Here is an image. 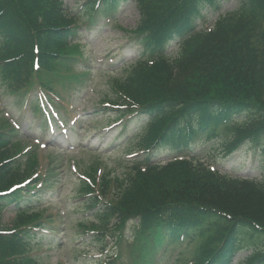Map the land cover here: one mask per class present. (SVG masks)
Listing matches in <instances>:
<instances>
[{
  "label": "trees",
  "instance_id": "1",
  "mask_svg": "<svg viewBox=\"0 0 264 264\" xmlns=\"http://www.w3.org/2000/svg\"><path fill=\"white\" fill-rule=\"evenodd\" d=\"M96 1L83 6L87 23L100 21L128 0H101L98 7ZM238 1L237 10L212 30L195 35L204 12L219 0H137L140 20L134 36L155 61L152 66L138 63L113 80L109 103L125 107L118 117L138 112L125 128L147 119L146 147L153 148L152 156L144 172L136 168L134 175L114 181L113 201L101 211L103 224L115 219L120 232L138 220L133 227L151 254L166 243H179L183 231L186 239H198L195 264H230L243 250L252 251L244 264H264V182L213 172L196 160L150 164L160 151H182L197 138L213 139L219 129L230 134L225 139L234 135L227 154L251 145L264 162V0ZM59 7L58 0H0V75L11 90L40 86L52 91L55 80L81 78L60 76L61 69L73 71L69 59L78 47L69 43L79 18L62 17ZM175 39L182 40L181 47L168 60L164 49ZM9 143L0 134V220L9 207L17 216L14 231L0 228V264H41L29 256L37 200L24 190L6 194L22 180ZM101 188L104 197L111 192L109 177Z\"/></svg>",
  "mask_w": 264,
  "mask_h": 264
},
{
  "label": "rangeland",
  "instance_id": "2",
  "mask_svg": "<svg viewBox=\"0 0 264 264\" xmlns=\"http://www.w3.org/2000/svg\"><path fill=\"white\" fill-rule=\"evenodd\" d=\"M83 0H63V5L67 10L75 9ZM237 7L236 0L220 2L219 9L221 12L233 11ZM207 24L204 26L205 30L208 27H213L215 18L218 16L217 12L207 13ZM113 19L116 23L103 27L99 32H95L88 39L84 38L85 46L84 49L87 52L89 60L90 72L88 73L86 82L83 83L82 87L76 91L71 89L60 90L63 96L74 94V105L76 106L77 112L88 113L87 118L84 121L77 122V129L70 130L67 132L65 137L60 138V142H56V147L44 148L39 153L40 164L44 165L48 155L53 156V160L58 163L60 167V177H63L62 186L55 195H52V202L48 209L53 208L62 210L65 214V222L63 223L59 236L57 237V244L46 247L44 244L47 241H42L43 250L46 253L42 256H46L48 264H58L59 261L64 260L66 264H98L97 258H100L101 245L95 240L94 236H84V234L77 231L76 219L85 218L84 210L72 209L76 201L74 199L76 195V188L78 186V176L73 173L72 166L77 165L78 171L82 173L94 168L93 165H97V160L101 163L100 167L104 170L107 166L108 169L117 168L120 171V166L114 163L116 158L122 154L125 147V142L119 143L118 147L120 150L113 149L114 132H105L110 126L114 117L107 115L102 111L98 104L103 100L112 99L113 96L110 90L111 81L115 78L125 76L126 70L134 64L138 59L139 50L135 47L125 45L127 42L125 29H134L138 20V12L135 3H130L123 6L116 14ZM125 45V47H124ZM175 47L173 44L172 48ZM171 48V49H172ZM110 57L115 58L118 63L114 68H108L106 63L104 65H98L100 58ZM77 68V67H75ZM113 69V70H112ZM78 70V69H77ZM109 70H112L111 72ZM110 72L109 74L106 72ZM112 79V80H110ZM60 96V93H59ZM31 100L35 97H30ZM29 105V104H28ZM0 106L2 110L8 113L9 117L15 122L20 128V137L24 141V147L32 145L34 138L44 139L45 143L53 142L52 136L47 137L45 134L40 133L37 130V126L33 124L30 126L28 120L30 118V110L27 107H23L22 103L14 99L11 93L6 87L0 83ZM26 108V109H25ZM100 110V111H98ZM30 129V130H29ZM80 134V135H79ZM225 134L220 130L219 139L212 142L201 141L202 146H198V149L194 151V155H200V158L205 159V163L216 167L222 173L231 174L233 177L240 179H253L256 181H264V172L262 168L259 169V164L256 162L257 159H252L248 156L249 160L245 162L247 155L246 147L244 145L231 156H226L221 150V145L218 144L220 140L225 138ZM69 138L67 142L64 138ZM125 141V140H124ZM72 144L73 148L69 149L68 144ZM117 143H115L116 146ZM220 149H219V148ZM113 150H117L114 151ZM90 151L92 154L88 153ZM47 152V153H46ZM167 155H162L161 159H166ZM207 157L209 158L208 160ZM55 164V163H54ZM124 167V166H123ZM64 174V175H63ZM47 209V210H48ZM48 213V211H46ZM15 213L6 211L3 214L2 224L3 226L10 225L14 220ZM83 237V238H82ZM81 244V245H80ZM107 250L112 247L111 241L106 242ZM194 243L186 244V250H194ZM178 252V251H177ZM173 249L168 250L166 259H170L167 264H176L178 259V253ZM190 254V253H188ZM250 253L241 252L239 253L233 264H241L244 258ZM123 261H127L129 256L128 252L123 253ZM190 256H185L184 258ZM183 258V257H181ZM188 260V258H186ZM183 261L185 259H182Z\"/></svg>",
  "mask_w": 264,
  "mask_h": 264
}]
</instances>
